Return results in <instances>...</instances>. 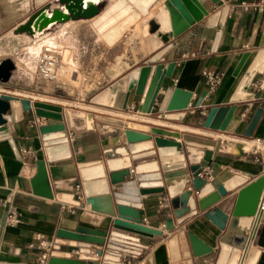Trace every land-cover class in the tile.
Listing matches in <instances>:
<instances>
[{
	"label": "crops",
	"instance_id": "0c3cea01",
	"mask_svg": "<svg viewBox=\"0 0 264 264\" xmlns=\"http://www.w3.org/2000/svg\"><path fill=\"white\" fill-rule=\"evenodd\" d=\"M121 1L124 7L115 11V14L128 10L126 15H122V18L117 16V19L104 29L95 25V20ZM164 1L157 0L142 11L129 0H99L94 4L99 11L96 16L89 19L69 17L52 23L42 32L30 35L17 33L16 30L42 9L47 12L62 9L58 1L0 0V63L9 60L14 66L8 81L0 83V93L59 107L62 115L61 122L37 117L32 107L31 111L22 112L20 121L6 123L0 128V132L8 131L7 136L0 137V264H36L40 253L34 248L38 243L37 236L53 242L54 248L50 257L96 260V257L91 255L80 254L75 242L57 238L59 230L73 232L78 226L95 227L80 221L83 209L76 208L74 214L62 209V206L73 205L76 200L75 192L65 191L60 185L54 187L53 183L78 177V165L82 163H100L105 173L104 151L126 145V121L119 112L135 113L140 98L134 96V90L130 92L125 110L95 104L91 100L119 79L128 76L134 69L150 63L145 39L150 36V23L155 21L154 16ZM261 1L264 0H219L216 4L205 1L202 7L208 11V17L226 10L222 27L217 30V38L212 41L202 39L206 20L204 18L180 36L165 43L167 52L155 62L165 67L171 63L175 64L171 78L164 79L159 94L169 86L192 93L183 121H169L180 128L165 129L180 132L181 143L191 141L213 147L210 161H202L200 164L202 169H211L210 178H205L207 183L221 185L237 175L246 178L247 183L229 192L224 198L215 191L219 196L216 201L206 208L197 205L195 214L181 222L173 216L166 193L140 195L139 219H147L148 226L160 230L162 236L128 234L137 239V253H129V257L105 255L100 262H122L131 259L133 264H173L190 256L193 264H229L234 249L223 242L226 231H220L206 219L205 213L218 207L231 217L239 192L264 177V154L252 155L242 145L235 143H229L227 147L221 146L216 136L206 132L243 137L253 114L260 108L262 114L251 137L264 140V54L263 72L256 73L251 78V81L259 82L260 85L255 90L250 87L247 89V93H252L253 98L249 101L230 102L250 65L260 53H264V9H260ZM156 34L160 37L161 33L158 31ZM45 50L55 54L57 52L60 61L68 68L65 74L59 73L54 82L40 79L36 72L37 59ZM65 50L67 55H64ZM161 50L162 48L156 50L154 54L160 53ZM245 54L247 58L241 70L235 74V69ZM204 71H213L220 75V83L212 93H208V87L202 77ZM81 75L95 77L91 89V92H95L89 100L90 105L81 103L83 100L78 95ZM76 84L79 87H76ZM204 92L206 96L200 107L196 108L195 105ZM233 105L236 109L224 132L204 127L210 109ZM66 108L82 112L85 116L89 115L91 125L86 124L87 117H76L75 127H71L65 117ZM243 113L245 117L241 118ZM140 117L146 120L135 122L159 127L152 124L158 117L156 114H140ZM56 123H62L65 127L70 157L48 163L46 147L38 129L43 125ZM58 144L55 146L60 148L62 144ZM22 150L29 151V154L23 155ZM180 153L186 155L184 147ZM37 161H45L53 193L52 199L34 195L32 192L30 182L36 174ZM91 179L96 180L99 177L92 176ZM191 180L188 175V183L183 190H190L195 196ZM263 193L264 187L260 196ZM4 199H9L18 212L19 225L10 226L6 223L5 208L2 206ZM257 206L252 217L241 218L239 221V227L247 225L249 219L251 222L244 231V235L249 237L247 247L241 253L242 257L237 264H264V212L258 214ZM84 210L90 211L88 208ZM167 219L173 220V228L169 231L165 225ZM107 222L108 220L98 228L107 229ZM179 234L185 243L184 256L172 259L168 241ZM188 235L200 242L204 250L210 252L193 257ZM84 247L102 249L92 243H85Z\"/></svg>",
	"mask_w": 264,
	"mask_h": 264
},
{
	"label": "water",
	"instance_id": "95a60500",
	"mask_svg": "<svg viewBox=\"0 0 264 264\" xmlns=\"http://www.w3.org/2000/svg\"><path fill=\"white\" fill-rule=\"evenodd\" d=\"M62 9L51 11V17L45 21L42 9L36 12L29 20L20 26L17 33H28L34 35L42 32L50 23L60 22L69 17L89 19L98 14L95 5L84 7L83 0H57ZM157 0H129L140 10H146ZM207 0H165L158 8L154 19L150 23V36L145 39V44L150 56L148 65L131 71L128 76L119 79L109 86L102 93L94 97L91 102L111 107L116 110H125L130 92L134 90V96L139 97L137 111L143 115L161 116L165 121L182 122L187 115L188 105L192 93L179 88L167 87L162 94L161 87L164 79L171 78L175 64L167 67L163 64H156L154 52L164 48L165 43L172 40L194 25L206 18L202 31V39L212 41L217 38V30L221 29L226 10L218 11L208 17V11L202 7ZM216 4L219 0H208ZM160 32V37L156 32ZM168 47V46H167ZM166 48V47H165ZM263 54L260 53L250 65L242 77L230 102L249 101L253 98L252 93H247L251 78L256 73L263 72ZM247 55L245 54L235 69V74L241 70ZM14 69L9 60L0 63V83L8 81L10 72ZM125 81V87L120 88L119 83ZM206 92L198 99L195 107L199 108ZM35 110L37 117L62 121L61 108L51 106L42 102H31L29 99H18L17 97L0 93V128L6 123H15L22 119V112ZM236 107L212 108L209 110L204 127L210 130L224 132L231 120ZM9 113V114H8ZM262 109L258 108L253 114L245 132V137H251L261 117ZM126 145L105 150L103 153V172L101 164L82 163L78 165V177L56 181L54 187L61 186L65 191H73L79 186L82 193V201L73 202L77 208L83 209L79 219L81 222L95 228L78 226L73 232L59 230L57 238L75 242L80 254L96 257L95 261H83L79 259H64L50 257L47 264H119L114 261L99 260L110 256H127L124 252L111 249L110 246H128L115 242L110 238L125 240H137L128 234H136L144 237L162 236L160 230L141 225L139 210L141 209L140 195L164 194L168 195L167 200L172 209L173 216L179 222L183 221L196 212V206L201 207V200L212 192H217L224 198L240 186L247 183V179L241 176H233L221 185L207 183L199 177L202 172L200 164L202 161L209 162L213 151L212 146L203 145L191 141L181 143V134L178 131L126 121L124 123ZM39 133L44 143L48 163L59 159L70 157L66 141L65 127L62 123L43 125L39 127ZM8 131L0 132V137L7 136ZM132 135L141 136L133 139ZM60 145L57 148L56 144ZM58 144V145H59ZM148 144L140 150H134L133 146ZM185 148L186 155L180 153ZM60 153V155H58ZM98 167L99 179L92 180L84 176L83 171ZM188 175L191 176L192 188L197 195L193 196L192 191L183 190L188 183ZM34 195L47 199L53 198L52 188L48 179L45 161L36 162V174L30 182ZM264 187V177L242 189L232 212L231 217L214 207L205 213L206 219L214 224L220 231H226L223 242L230 245L232 252L229 264H237L241 253L247 247L248 237L244 235L246 228L250 226V219L247 225L239 227L241 218L252 217L255 213L260 193ZM88 208L90 211L84 209ZM108 220L107 229L98 227ZM166 229L173 228V220L165 221ZM190 249L193 257H199L209 253L204 250L200 242L188 235ZM85 243H92L102 249H88ZM193 264L190 256L179 263Z\"/></svg>",
	"mask_w": 264,
	"mask_h": 264
},
{
	"label": "built area",
	"instance_id": "2783aa9c",
	"mask_svg": "<svg viewBox=\"0 0 264 264\" xmlns=\"http://www.w3.org/2000/svg\"><path fill=\"white\" fill-rule=\"evenodd\" d=\"M261 10L264 9V1H261ZM62 66V63L60 61V58L53 52L49 50L43 51L38 59H37V65H36V72L40 79L47 81V82H54L58 79L60 68ZM202 77L205 79L206 85L208 87V93H212L216 90L217 86L220 83V75L213 71H204L202 72ZM259 82L251 81L249 86L252 88V90H255L259 87ZM248 109H246V112ZM122 118L125 119V121H141L146 120V118L140 117L139 112L136 110L135 113H124L119 112ZM245 117V113L241 114V118ZM163 119L161 116H158L154 122L152 121V124H157L159 127L162 128H180L177 125L169 123V121H162ZM206 134L216 136L219 139L220 145H226L228 146L229 143H235L242 145L245 150L252 155L255 156H261L264 154V140L261 138H252V137H230L223 133H210L206 132ZM22 154L27 156L29 154V151L22 150ZM211 169L207 167L206 169H202V172L199 174V177L202 179L210 178ZM76 200L78 202L82 201V193L79 186H75L74 189ZM195 195L198 194V192H194ZM2 206L5 208V221L10 226H17L20 224V216L16 209L11 205L9 199H4L2 201ZM77 207L75 205L71 206H62V209L68 210L69 213L74 214L75 209ZM257 212L262 213L264 212V193L260 196L258 206H257ZM141 225L149 227L147 219H141ZM163 228H165V225L163 224ZM115 242L124 244L128 246L126 247H120V246H110L111 249H114L119 252H124L127 254V256L123 257H129V253H137L136 249L139 247L138 242L136 240H125L120 238H110ZM36 240L38 241L37 245L34 247L37 251H39V256L37 258L36 264H47L48 259L51 256L52 249L54 248V244L52 241L46 240L41 236H37ZM101 263V262H100ZM119 264H133V261L131 259H127L122 262H118Z\"/></svg>",
	"mask_w": 264,
	"mask_h": 264
},
{
	"label": "bare ground",
	"instance_id": "6f19581e",
	"mask_svg": "<svg viewBox=\"0 0 264 264\" xmlns=\"http://www.w3.org/2000/svg\"><path fill=\"white\" fill-rule=\"evenodd\" d=\"M84 1V7L86 6H89V5H94L96 3L99 2V0H83ZM109 2V1H108ZM126 2V1H125ZM115 6V5H114ZM123 6V2L121 1L119 4H117L113 9L107 11L106 13H104L103 15H101L97 20H95V25L99 27V25L101 27H103L102 29L106 28L107 25H109L113 20L117 19V16L121 17L122 15H126L128 13V10H123L121 11L120 13L118 14H115L117 12L115 11H118L119 9L121 10V7ZM113 7V6H112ZM124 7V6H123ZM58 8V7H56ZM105 11V10H104ZM130 11V10H129ZM137 12V11H135ZM150 12V11H149ZM139 16V15H138ZM137 16V17H138ZM51 17V13H48L47 14V18H50ZM98 17V16H97ZM122 18V17H121ZM134 18V17H133ZM132 18V19H133ZM148 18V17H147ZM131 20V19H130ZM105 26V27H104ZM116 32V31H115ZM115 34V33H114ZM46 35V34H45ZM113 35V34H112ZM146 37V36H145ZM33 38V37H32ZM165 47L160 51V53L156 54L154 56V59H157L159 57H161L162 54L166 53L168 49H165ZM61 69V68H60ZM125 81H121L119 83V87L122 89L125 87ZM64 115V114H63ZM65 117H66V120L68 122V124L71 126V127H75V118L76 117H87V121H86V124L88 126L91 125V118L89 115L85 116L84 113L82 112H76V111H72L68 108H66L65 110ZM133 139H138L140 138L141 136L139 135H132L131 136ZM148 144H138V145H135L133 146V149L134 150H140L142 148H145L147 147ZM245 151V150H244ZM99 168L97 167H93V168H90V169H87V170H84L83 171V174L84 176H87V177H92V176H95L98 174L99 172ZM218 194L215 192L214 194L208 196L207 198H203L201 200V207L202 208H206L208 205L212 204L214 201H216L218 199ZM253 226V225H252ZM249 238V237H248ZM168 247H169V251H170V254H171V257L172 259H177V258H182L184 256V250H185V243H184V239L183 237L181 236V234H179L178 236L176 237H173L171 238L169 241H168ZM56 254V253H55ZM54 254V255H55ZM59 254V253H57ZM227 254V253H226ZM244 255V254H242ZM224 257V256H223ZM242 257V256H241ZM222 258V257H221ZM227 259V258H226ZM247 260V259H246ZM234 264V263H232Z\"/></svg>",
	"mask_w": 264,
	"mask_h": 264
},
{
	"label": "rangeland",
	"instance_id": "374dc122",
	"mask_svg": "<svg viewBox=\"0 0 264 264\" xmlns=\"http://www.w3.org/2000/svg\"><path fill=\"white\" fill-rule=\"evenodd\" d=\"M48 13H51V12L44 11L42 13V17H43V19L45 21H47L49 19V18H47V14ZM51 24L52 23H50L49 25H51ZM50 43L53 44L52 42H50ZM67 53H68L67 50H65L64 51V55H67ZM56 55H59V54H57V52H56ZM67 70H68V68H66L64 66V64L62 63V66H61V69H60V73L65 74L67 72ZM79 77L81 79L80 93L78 92L79 98L83 100V102H81V103H84L86 105H90L89 104V100L91 98V95L94 94V92H95V91L91 92V89L93 87V80H94L95 77H94V75H91V76L90 75H88V76H82L81 75ZM69 83L72 84V81H70ZM76 87H79L78 84H76ZM73 94H76V93H73ZM75 104H77V103H75ZM78 106L83 107L82 105H79V104H78Z\"/></svg>",
	"mask_w": 264,
	"mask_h": 264
}]
</instances>
